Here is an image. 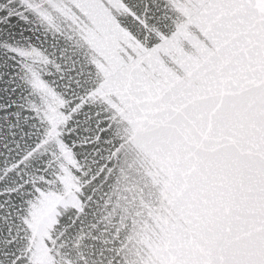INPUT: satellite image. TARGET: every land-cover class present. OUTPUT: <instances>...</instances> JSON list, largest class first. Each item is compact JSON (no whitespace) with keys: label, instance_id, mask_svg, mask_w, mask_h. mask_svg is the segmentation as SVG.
I'll use <instances>...</instances> for the list:
<instances>
[{"label":"snow or ice","instance_id":"obj_1","mask_svg":"<svg viewBox=\"0 0 264 264\" xmlns=\"http://www.w3.org/2000/svg\"><path fill=\"white\" fill-rule=\"evenodd\" d=\"M0 264H264V0H0Z\"/></svg>","mask_w":264,"mask_h":264}]
</instances>
